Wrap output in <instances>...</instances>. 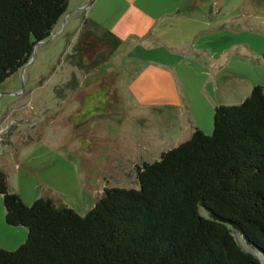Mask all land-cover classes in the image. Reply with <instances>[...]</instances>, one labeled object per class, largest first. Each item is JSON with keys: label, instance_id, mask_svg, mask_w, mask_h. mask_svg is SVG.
<instances>
[{"label": "rangeland", "instance_id": "374dc122", "mask_svg": "<svg viewBox=\"0 0 264 264\" xmlns=\"http://www.w3.org/2000/svg\"><path fill=\"white\" fill-rule=\"evenodd\" d=\"M78 1H69L52 35L0 86V169L23 202L54 197L84 215L104 187L139 188L141 164L196 128L212 134L216 105L239 104L255 85L264 89V0ZM136 7L154 14L179 8L188 18L156 27L164 42L134 44L132 35L90 71L70 65L65 55L84 17L112 29ZM157 67L172 73L173 86L165 76L149 79L151 94L138 98L132 82ZM167 96L175 103L158 99ZM2 196L0 246L15 250L28 230L7 224Z\"/></svg>", "mask_w": 264, "mask_h": 264}, {"label": "trees", "instance_id": "16d2710c", "mask_svg": "<svg viewBox=\"0 0 264 264\" xmlns=\"http://www.w3.org/2000/svg\"><path fill=\"white\" fill-rule=\"evenodd\" d=\"M69 1L0 0V86L52 35ZM79 30L65 57L83 71L122 43L93 18ZM251 89L239 104L215 106L212 134L196 128L141 164L139 188L104 187L84 215L54 197L23 202L0 169L5 220L28 230L18 249L0 246V264H264V89Z\"/></svg>", "mask_w": 264, "mask_h": 264}, {"label": "crops", "instance_id": "0c3cea01", "mask_svg": "<svg viewBox=\"0 0 264 264\" xmlns=\"http://www.w3.org/2000/svg\"><path fill=\"white\" fill-rule=\"evenodd\" d=\"M94 1V0H93ZM93 1L88 2L87 5H84L82 8H88L93 4ZM170 1V0H168ZM79 3H82L83 0H79ZM154 5L157 4L156 2L152 1ZM85 4V3H84ZM157 7V6H156ZM159 8H156V11H158ZM179 9V8H178ZM177 8H173L172 10L169 8L163 9L160 11L159 14H154L155 12H149L145 9H141L139 7H136L135 9L132 10L131 13L127 12L123 17L119 18V21L117 24L112 28L109 29L106 27L105 23H101L98 21L101 26L104 28L106 27L107 29L115 32L119 37L122 38L123 40H127L129 38H132V35L135 37V42L134 44L142 43L145 41L149 40H161L163 41L162 35L156 32V27H158L160 24L163 25V23H168L169 20H178V19H185L186 17L188 18V15L183 13L182 11H179ZM84 17V16H83ZM95 20V19H94ZM83 21V20H82ZM82 24V23H81ZM80 24V25H81ZM122 29H125L127 31L121 32ZM164 42V41H163ZM169 45L168 43H165ZM157 71L155 73H152L150 75L145 76L143 73L137 77L136 80H134L131 84L132 89L134 90V94L139 98V96H145L146 94H151L149 91H147V84L149 81L154 80V79H159L163 76L167 77L168 79L170 78L171 84H172V73H169V71L165 70L164 68H156ZM150 79V80H149ZM149 80V81H147ZM169 81V82H170ZM173 86V84H172ZM146 91V93H144ZM158 91H163V90H158ZM164 92H167L166 90ZM144 93V94H143ZM174 94V93H173ZM175 95V94H174ZM173 97V95H172ZM171 96L164 98H158L160 99V102H166V103H175V100H173Z\"/></svg>", "mask_w": 264, "mask_h": 264}]
</instances>
